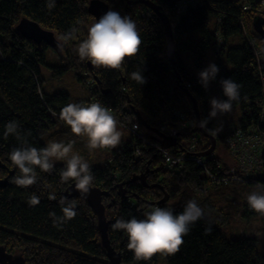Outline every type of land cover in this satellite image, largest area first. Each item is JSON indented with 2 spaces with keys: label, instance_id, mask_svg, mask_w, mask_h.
<instances>
[{
  "label": "trees",
  "instance_id": "16d2710c",
  "mask_svg": "<svg viewBox=\"0 0 264 264\" xmlns=\"http://www.w3.org/2000/svg\"><path fill=\"white\" fill-rule=\"evenodd\" d=\"M129 1L131 5L120 0H54L55 6L49 8V0H0V180L8 179L6 187L0 186V245L8 253L22 254L27 264H111L101 245L98 219L84 199L66 198L76 202L77 215L60 227L53 225L49 213L62 216L59 201L75 183L61 181L60 171L65 162L55 165L50 173L37 168V183L27 188L12 182L19 172L9 160L11 150L25 142L43 148L46 146L44 136L56 130L59 124L67 126L55 116L70 104V95L63 91L46 94L42 89L46 81L42 69L50 68L54 79L70 71L73 73L88 92L80 103L95 99L125 128L132 129L134 119L139 124L138 134L132 135V140L119 149L112 150L113 154L104 166L89 162L94 176L91 186L110 194L103 199L110 223L108 236L113 248L121 253L122 264H158V257L167 259V264H264V253L259 251L261 242L244 235L237 237L224 233L229 213L217 206L211 197L212 190H222L219 194L227 197L232 193L228 186L237 185L235 187L251 192L255 183L264 185V152L261 154L263 168L254 173L256 178L253 180L239 167L236 175L230 176L235 166L227 169L218 154L209 156L205 167L194 160L196 158H187L183 169L173 172L165 169L167 172L160 174L156 170L163 163L157 150L140 148L142 140L159 143V138L150 129L160 131L162 126L177 124L173 115L175 110L183 111L190 119L195 118L193 103L185 90L196 98L201 121L205 116L209 117L206 103L209 92L201 85L196 73L204 68L209 49L217 59L214 64L219 67V73L214 82L222 99H226L220 85L222 79L230 78L240 85V98L232 104L239 106L242 115L235 131L231 130L227 135L231 137L238 130L246 136L251 135V131L264 136V89L260 78L264 64H259L251 46L256 45L264 56V44L253 24L257 18L264 22V9L258 6V0H202L198 5L186 4L187 0H150L161 8L172 25L177 51L176 61L171 63L161 18L154 12H150L151 16H143L139 3L143 0ZM91 2L105 3L109 10L122 17L129 16L137 24L142 44L138 53L126 58L119 69L97 68L78 56L76 48L87 38L88 28L95 22L88 10ZM245 2L252 6L250 11H243ZM184 4L187 6L183 10ZM24 19L52 31L59 43H63L62 53L58 55L59 67L47 64L48 45L34 44L16 31ZM73 30V39L66 43L59 40L61 34ZM219 39L222 40L221 51L215 52ZM188 62L193 70L187 67ZM137 71L142 72L146 83L140 85L131 79L130 74ZM12 120L19 123L20 138L5 135V125ZM212 123L213 118L206 127L207 133L216 136L217 143L224 141L225 136L217 135ZM192 133V130L182 132V139L177 144L181 152L185 148L183 143L193 137ZM54 139L51 135L49 141ZM211 145V140L204 136L199 150L205 153ZM139 148L142 154L138 159L135 149ZM220 166L227 170H221ZM206 169L215 177L229 176L239 181L215 185L204 174ZM142 174L147 178L148 187L133 181ZM119 184H123V196L118 194ZM166 193L169 200L159 205ZM32 194L39 197L38 205L28 203ZM51 194L56 196L55 200L49 199ZM190 200H195L205 214L191 226L175 255L158 254L150 261H137L127 247L126 232L112 228L119 218L125 221L143 219L155 207L169 208L179 214ZM253 215L257 213L246 209L243 219L247 221Z\"/></svg>",
  "mask_w": 264,
  "mask_h": 264
},
{
  "label": "clouds",
  "instance_id": "9594fccd",
  "mask_svg": "<svg viewBox=\"0 0 264 264\" xmlns=\"http://www.w3.org/2000/svg\"><path fill=\"white\" fill-rule=\"evenodd\" d=\"M49 8L55 6L54 0H49ZM75 37V31L61 34L59 40L67 42ZM142 44L136 22L129 16H121L118 12L109 10L99 20L88 28L87 38L82 40L76 48L81 60H88L97 68L119 69L126 58L135 56ZM58 47L63 48V43ZM219 73V67L210 63L207 68L198 73L199 82L207 89L210 82L214 81ZM131 79L142 85L146 83L141 71L130 74ZM223 95L226 99L212 98L210 100L211 111L209 118H216L231 111L232 103L240 98V85L232 79L220 81ZM62 120L76 137H86L89 150L113 149L122 140L123 132L120 130L119 121L111 114L110 110L99 102L88 105L82 103H70L63 107L60 114ZM209 119L198 123L200 127H206ZM5 135L21 136L19 123L15 120L5 125ZM74 143L71 141L50 140L43 148H36L26 142L17 148H13L9 154V160L19 174L12 182L22 188H27L37 183L36 169L50 173L58 161L65 162L60 171L62 182L75 181L76 189L86 196L93 183L94 176L91 173L89 163L78 153L74 152ZM258 191L247 196L248 206L256 213L264 216V186L257 185ZM49 199L55 200L51 194ZM28 203L38 205L40 199L32 194ZM62 216L49 213L53 225L60 227L71 221L77 215L76 202L61 198ZM204 210L195 200L187 202L184 210L179 214L169 208L155 207L145 214L143 219L132 218L125 221L119 218L112 225L114 230H123L128 237L127 247L133 252L137 261H150L156 255L172 256L177 254L184 243V237L190 232L191 226L204 216Z\"/></svg>",
  "mask_w": 264,
  "mask_h": 264
},
{
  "label": "rangeland",
  "instance_id": "374dc122",
  "mask_svg": "<svg viewBox=\"0 0 264 264\" xmlns=\"http://www.w3.org/2000/svg\"><path fill=\"white\" fill-rule=\"evenodd\" d=\"M58 55L59 54H56L53 50H51L49 48L47 50V53H46L47 64H49L50 66L59 67V65H61V63L59 61ZM216 61H217V59H216L215 55L213 54L212 49H209L206 52V61H205V65H204L203 69L207 68L210 63H215ZM187 67L189 68V70L190 69L193 70V66L189 62L187 63ZM199 72L200 71L196 70L197 75H198ZM51 73H52V70L50 68H43L42 69V76L46 80L44 85H43V87H42V89H44V92L46 94H49V93H51V94L54 93L55 94V93H58L60 91L66 92L72 98L70 103H78L79 100L82 99L81 96H82V90L83 89L80 87V85L77 82L76 77L73 75V73L71 71L66 73V74H64L59 79H54L53 77H51ZM207 92H209V96L206 99V103L208 104V109H209V112H210L211 111L210 100L212 98H218V99H221V100H223V99H222L221 95L219 94L218 87H217V85H216V83L214 81L209 83V85L207 87ZM177 113L184 115L183 111H180V110H175L173 112V115H175ZM241 115H242V113L240 112L239 106H236V105L232 104V109H231L230 112H228L226 114H223V115H218L216 118H213V123H212L213 127L212 128H213L214 132L217 135H220L221 138L224 137V136H225V138H224V141L221 140V141H218V143H217V139H216V150H215L214 153L210 154L209 156H212L214 154H218V156L221 157V159L223 160L224 166H226L227 169L230 166H232L233 164H237L231 170L237 171V167H239V169L242 172H244V171L239 166V162H244V159L247 156L246 157L248 159L247 163L243 164V167H244V170L246 172H248L249 177H252V179L255 180V178H256L255 174L251 175L249 170L251 168V166H250L251 163L253 162V160L257 159L259 157V155L254 154V153H250L251 154V156H250L249 152H252V150H250L251 146L250 145L245 146L244 143H235L236 144V148L234 150L231 147H229V145H228V143H231V141L233 139V136H235L236 134H240V132L238 130H236V132H234L231 137L229 135H227L231 130L235 131L234 130V129H236L235 125L238 124V121L241 118ZM184 116L188 120L194 121V125L196 124V118L190 119L186 115H184ZM134 120H136V119H134ZM119 126H120V130L123 132L121 143L117 147H115L113 149H96V150H94L93 151V156H91L92 157V161L89 160L90 156H88L90 154L91 150L88 149L87 142H81V141H83L82 137L74 136L71 133V130H70L69 132L66 133V136L64 137L63 142L64 143H68V142H71V141H75L73 150L77 151V153L80 154L88 163L89 162L91 164L95 163V166H104L107 163V161L110 160V156L113 154L112 150H117L123 144H127L128 142H130L132 140L131 139L132 135L136 136L135 134H133V131L130 128H125L124 126H122L120 124H119ZM163 127L164 126H162V128ZM195 127H196V125L193 126V128H190V129H187V130H192L193 131L195 129ZM161 129H160L159 133L161 132ZM204 129L206 130L205 127H204ZM184 131H186V130H184ZM181 134L178 137L176 136V137H170V138L176 139L177 144H178L179 139H182V137H181L182 135ZM192 134H193L192 135L193 137H194V135L199 136L201 138V140L204 137L199 132H194L193 131ZM79 138H80L81 141H79ZM235 140H237V139H235ZM48 141H49V138L47 139V137L44 136L43 137V143H45L47 145ZM156 143H158V142H156ZM253 143H255V141L254 142H250L249 144H253ZM177 144H176L175 147H172V148H163V147H161L160 144L159 145H160L161 149L170 151L173 154L177 152L178 154H176V155H179L181 153V151H180L179 148H177ZM259 144H260L259 145L260 148H259L258 154L261 151L264 152V148L262 149V146H263V140L262 139L259 141ZM199 145H200V143L196 146V148L192 152L188 151V149H187V152L191 153L189 158L190 159L191 158H196V159H194L196 161H197L198 158H203L206 161L209 156H205L204 157L203 155L207 151L205 153H202V151L199 150V148H200ZM247 152H248V154L245 155ZM160 160H161V158H160ZM232 161H234V163ZM261 161H262V158H261ZM62 163H63V161H58V162L55 163V165L62 164ZM162 163H163V160H162ZM260 164L263 165V161ZM184 165H185V162L183 164V167H184ZM183 167L182 168L173 169V171H176V170H179V169H183ZM203 167H205V163H204ZM219 168L221 170H223V171L227 170L226 168H223L221 166ZM165 169L166 168H162V171L158 172V173L162 174L163 171L167 170V169L166 170ZM167 171H171V170H167ZM173 171H171V172H173ZM207 172L212 174L208 169H206V173H204V174L207 175L208 177H209V175H208ZM223 177L225 178V176H217L216 179H221ZM231 181H239V180L238 179H234V180H231ZM211 183H212V179H211ZM255 186L256 185H254V187H253L254 191H258L259 189L255 188ZM221 191L222 190H212L211 197H212L213 201H215L217 206L224 208L225 205L223 204V202L221 200H219V197L225 198L226 195L224 194V195L221 196L219 194ZM254 191H251L250 193H252ZM227 197H229V196H227ZM241 199H244V197L242 196ZM159 205H161V204H159ZM236 217H237V215H236ZM236 217H232V218L229 219V221H228L229 223L226 226H224V232L227 235H229V236H237V237H239L241 235L242 236L246 235V237L247 236H249V237H252V236L257 237L259 242H261L259 244V251L264 253V216H262L260 214L253 215V217L251 216V219H248L246 221L247 228H245V229L243 227L241 229H239V227L244 226L243 224L245 223V221L244 222L240 221L239 220V218H240L239 216H238V218H236ZM258 228H260V229L257 231ZM158 258H159L158 264H167V259H165L163 257H158Z\"/></svg>",
  "mask_w": 264,
  "mask_h": 264
},
{
  "label": "water",
  "instance_id": "95a60500",
  "mask_svg": "<svg viewBox=\"0 0 264 264\" xmlns=\"http://www.w3.org/2000/svg\"><path fill=\"white\" fill-rule=\"evenodd\" d=\"M123 2H126L127 5H131V2L129 0H120ZM140 4H144L145 6L149 7L156 15L161 18L163 22V26L165 28L166 33V39H167V55L169 58V61L171 63H175V56H176V44L174 39V33L173 28L170 23V20L168 17H165L162 14L161 8L152 1H140ZM88 10L91 12V14L94 17V21L96 22L99 20L103 15H105L109 9L107 4L99 2H91L89 5ZM254 31L257 33V35L260 36L263 44H264V22L262 19L257 18L254 21ZM16 31L23 35L24 38H26L29 41H32L34 44H42L48 45V47L53 50L56 54H61L62 49L58 47L59 41L57 40V37L55 33H53L50 30L43 29L38 23H33L27 19L22 20L19 25L16 27ZM185 93L188 94L191 103H193V114H195L196 118V127L193 130L194 132H199L202 136H205L207 139L211 140V146L212 148L209 149L203 156H209L210 154L214 153L216 150V137L213 135H210L207 133V131L204 129V127H200L198 123L201 121V114L199 111V104L197 103L196 98L192 95V93H189L187 90H185ZM158 138L159 143L161 147L163 148H172L175 147L177 144L176 139L170 138L165 136L163 133H159V131L150 129ZM163 168V165L161 168H158L156 171L161 172ZM139 181L142 182V184L146 187L147 186V178L144 174L140 175V177L135 178L133 181ZM8 184V179L0 180V186L6 187ZM123 184H119V193L120 195H125L124 191H122ZM110 196L109 192L103 191L100 187H90V191L86 196H82V194L76 189L75 183L71 184L70 187L65 191L63 194V197L67 199H74L76 197H80L84 199V201L90 206V208L94 211L95 216L98 219L97 228L100 233V239H101V245L102 248L107 252V259L110 261L111 264H122V255L121 253L117 252L116 249L113 248L111 245V240L108 236L109 232V221L106 217V206L103 204V199L105 197ZM169 200V194L166 193V197L161 201L158 202V204H163ZM151 204L150 206H152ZM0 264H27L26 259L22 254H10L7 252V249L0 245Z\"/></svg>",
  "mask_w": 264,
  "mask_h": 264
},
{
  "label": "built area",
  "instance_id": "2783aa9c",
  "mask_svg": "<svg viewBox=\"0 0 264 264\" xmlns=\"http://www.w3.org/2000/svg\"><path fill=\"white\" fill-rule=\"evenodd\" d=\"M201 2H202V0H187L186 4L198 5ZM245 3L246 4L243 6V11H250L252 9V6L250 5V3H247V2H245ZM186 4L183 5V10L185 9V6H187ZM258 6L261 9H264V0H258ZM140 8L142 10V15L143 16L144 15H150V12L153 13V11L149 7H146L145 5H142ZM221 44H222V40L219 39L217 41V45L215 46V48H216L215 52H220L221 51V47H220ZM251 46L255 50V55H256V57H257V59L259 61V64L260 65L264 64V56L261 53L260 49L254 44H251ZM260 78L262 80V86H263V89H264V71H263V68H261ZM93 102H95V99H92V100L86 102L84 105H88V104L93 103ZM54 116H55V114H54ZM56 117L59 118V116H55V118ZM175 118L177 119V124H175V125H173L171 127L170 126H168V127L164 126L161 129V132L163 134H165V136H167V137H176V136L178 137L182 133V131L190 129V128H193V126H195L194 125V121L188 120L182 114H179V113L175 114ZM204 118L205 119H209V122H211L212 118H209L207 116H205ZM134 123L135 124L133 125L131 130L133 131V134L137 135L138 132H139V128H138L139 124L136 122V120L134 121ZM249 134H251V135L246 136L242 132H240V134H236L235 136H233V139H232L231 143H228V145H229V147H231L234 150L236 148V144L235 143H244L245 146H248V145L251 146L250 150H252V152H249L250 156H251L250 153H254V154L259 155V157L257 159H255V160H253V162L250 165L251 168H250L249 171H250V174L253 175L254 173L255 174L259 173L262 170V168H263V166L260 164L262 162L261 161V158H262L261 154H262L263 151H261L259 154H258V152H259V148H260L259 141L261 139L263 140L262 149L264 148V136H261L259 133L255 134L254 131H251ZM235 139H237V140H235ZM254 141H255V143L249 144L250 142H254ZM200 142H201V138L199 136H197V135H194V137L191 140H189L188 142L183 143L185 148H184V151L181 152L179 155H176V153L173 154L170 151L161 149V147L159 145L160 143L148 142V141H145V140L144 141L142 140V145L140 146V148L141 147L145 148V149L152 148V149L157 150L158 154L160 155V158L163 160L164 167L167 170L173 171V169L182 168L185 160L187 158H189V156L191 155V153L187 152V149L190 152L194 151V149L196 148V146ZM140 148L139 149H135L136 150L135 157L138 158V159L141 158V154H142V149H140ZM247 154H248V152L245 155H247ZM246 157L244 159V162H239V166L244 171V174L246 176H249L248 172H246L244 170V167H243V164L247 163V160H248ZM197 162L204 166L205 160L203 158H198ZM207 173H208L209 177L212 179V183L215 184V185H220V183H222L223 185H228L231 180L237 179V178H234V177L230 178L229 176L228 177L226 176L225 178L223 177L221 179H216L215 176H213L209 172H207ZM235 175H236V171L235 170H231V175L230 176H235ZM255 185H256L255 188H257L258 183H255ZM259 185L264 186L262 184H259Z\"/></svg>",
  "mask_w": 264,
  "mask_h": 264
},
{
  "label": "crops",
  "instance_id": "0c3cea01",
  "mask_svg": "<svg viewBox=\"0 0 264 264\" xmlns=\"http://www.w3.org/2000/svg\"><path fill=\"white\" fill-rule=\"evenodd\" d=\"M80 87L83 90H82V96H81L82 99L79 100V103L83 100V98H86L87 97V94H88V92L86 91L85 87H83V85H80ZM57 130L59 132L57 134H55V132ZM69 131H70V128L69 127L62 126L61 124H59V126L56 127V130H51V133L49 135H47L46 137L48 139V138L51 137V135H53L55 137L54 140L62 141L63 142V139L66 136V133L69 132ZM85 138L86 137H82V140L83 141H81L80 138H79V141H81V142H87V139H85ZM93 151L94 150H91L90 154L88 155V156H90V158H89L90 161H92V157L91 156H93ZM74 152L77 153V151H75V150H74ZM232 162L234 163V161H232ZM93 165H95V163ZM235 165L236 164H233L232 166H235ZM235 186H237V185L228 186L229 191H231L232 193L230 195H227L229 197L221 198V200H222L223 204L225 205L224 206V211H226L227 213H229L230 218L236 217V215H237L236 218H238V216H239L240 217L239 220L244 222L245 220L243 219V216L246 213V209H251L250 207L247 208V206H248L247 196L250 194V192L247 191V190H245V189H243V188H241V187H235ZM242 196L244 197V199H241ZM243 225L244 226L239 227V229H241L242 227L244 229L247 228L246 221H245V223ZM259 229L260 228H258L257 231ZM247 238H251V239L254 238V239L258 240V238L257 237H254V236H252V237L247 236Z\"/></svg>",
  "mask_w": 264,
  "mask_h": 264
},
{
  "label": "flooded vegetation",
  "instance_id": "af4514ba",
  "mask_svg": "<svg viewBox=\"0 0 264 264\" xmlns=\"http://www.w3.org/2000/svg\"><path fill=\"white\" fill-rule=\"evenodd\" d=\"M163 168H165L164 166H163ZM11 254V253H10Z\"/></svg>",
  "mask_w": 264,
  "mask_h": 264
}]
</instances>
